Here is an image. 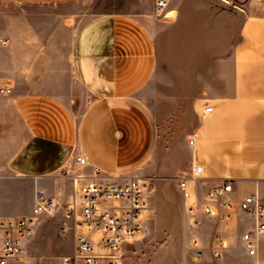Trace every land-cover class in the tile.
Listing matches in <instances>:
<instances>
[{
  "label": "crops",
  "instance_id": "1",
  "mask_svg": "<svg viewBox=\"0 0 264 264\" xmlns=\"http://www.w3.org/2000/svg\"><path fill=\"white\" fill-rule=\"evenodd\" d=\"M34 6L47 21L30 14L0 20V38L12 45L0 63V88L12 89L0 95V223L32 216L36 190L55 198L65 217L66 205L79 200L73 176L85 177L79 190L96 168L110 181L144 183L146 222L186 230L193 221L176 185L195 165L203 167L200 196L231 180L238 200L264 197V0H171L166 17L156 16L152 0L147 15L91 20L74 0ZM77 152L90 163L79 173L69 168ZM198 214L191 245L198 240L201 262L264 264V236L259 259L243 240L264 217ZM65 221L45 254L35 253L30 231L15 264L73 254L76 233ZM63 246L68 253L58 255Z\"/></svg>",
  "mask_w": 264,
  "mask_h": 264
},
{
  "label": "built area",
  "instance_id": "2",
  "mask_svg": "<svg viewBox=\"0 0 264 264\" xmlns=\"http://www.w3.org/2000/svg\"><path fill=\"white\" fill-rule=\"evenodd\" d=\"M170 2L171 0H154L156 16L166 17ZM7 43L0 38L1 46H6ZM11 93L12 89L9 87L0 88V95ZM211 110V107L207 108V111ZM190 143L193 144V141ZM73 160L75 166L80 168L90 164L81 152H77ZM202 172L203 167L195 165L192 176L178 178L176 185L177 192L187 201V213L195 226H200L199 211L207 218L220 221L230 219L236 210L250 217H264V197L247 193L238 200L231 180L214 184L200 196L196 188ZM84 178L81 174L73 176L79 200L75 197L66 205L65 218L73 223L76 233L75 247L73 254L62 258L61 264H124V245L137 240L145 227V185L135 177L121 182L110 181V177L100 176L96 168L95 175L87 179L78 190V181ZM60 207L61 204L55 198L36 190L32 216L1 222L0 231L4 236L0 246V264H15L24 253L23 239L25 234L31 231L34 219L43 214H51ZM63 231L66 233V229ZM260 236H264V221L243 235L249 256L256 259L260 258ZM214 240L220 241L219 237ZM192 244L195 259L201 262L204 259V251L198 240H193ZM211 258L213 262H217L220 259V251L213 250Z\"/></svg>",
  "mask_w": 264,
  "mask_h": 264
},
{
  "label": "rangeland",
  "instance_id": "3",
  "mask_svg": "<svg viewBox=\"0 0 264 264\" xmlns=\"http://www.w3.org/2000/svg\"><path fill=\"white\" fill-rule=\"evenodd\" d=\"M78 3L83 17L91 20L98 16L107 14H127V15H147L151 13L152 0H74ZM44 0H0V20L5 17L18 19L21 15L30 14L38 24L47 21V17L42 16L41 10L37 9L34 4L42 3ZM25 7V11L19 12V8ZM30 7V11H29ZM40 22V23H39ZM12 45L0 46V63L7 60L5 53ZM62 99L68 104L76 107L75 102L70 96L63 95ZM70 169L78 173L83 168L70 163ZM44 218L41 225L36 229H32L33 235L29 237V242L34 246L35 253L45 254L48 247H52L54 242L62 238L61 229L66 223L63 217V209L55 210ZM189 220V218H188ZM190 229L177 228L173 222L155 221L148 223L143 229L141 237L130 243L131 252L123 257L124 264H206L204 262L197 263L195 261V250L191 242L193 230L196 229L194 224H190ZM69 240V239H67ZM72 240V239H71ZM68 249L64 246L58 251V255L68 253ZM62 257L45 259L43 263L36 261L33 264H61ZM23 263L20 261L19 264Z\"/></svg>",
  "mask_w": 264,
  "mask_h": 264
}]
</instances>
